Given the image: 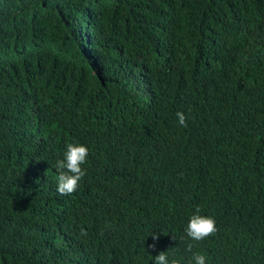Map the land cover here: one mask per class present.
I'll return each instance as SVG.
<instances>
[{"label":"trees","instance_id":"16d2710c","mask_svg":"<svg viewBox=\"0 0 264 264\" xmlns=\"http://www.w3.org/2000/svg\"><path fill=\"white\" fill-rule=\"evenodd\" d=\"M68 143L89 154L61 195ZM161 251L264 264V0H0V264Z\"/></svg>","mask_w":264,"mask_h":264},{"label":"clouds","instance_id":"9594fccd","mask_svg":"<svg viewBox=\"0 0 264 264\" xmlns=\"http://www.w3.org/2000/svg\"><path fill=\"white\" fill-rule=\"evenodd\" d=\"M178 122L181 126L187 127L186 115L183 112L176 113ZM88 148L83 144L68 143L63 155V159L57 160L56 169L57 177V192L61 195H71L76 191L79 181L86 175V170L82 168L87 161ZM82 234L87 233L82 229ZM217 231L216 221L212 216L196 214L190 216L185 227L186 235L194 240L200 241L206 237L215 234ZM153 239H158V236L153 233ZM149 247L155 248V244ZM191 251V245L188 246ZM194 264H206V257L200 253H194L192 256ZM153 264H177L175 260L170 261L165 251H161L154 256Z\"/></svg>","mask_w":264,"mask_h":264}]
</instances>
